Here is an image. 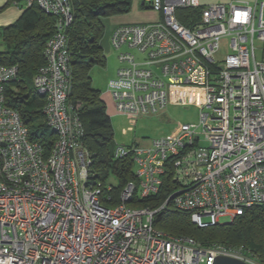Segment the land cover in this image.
<instances>
[{"label": "built area", "instance_id": "2783aa9c", "mask_svg": "<svg viewBox=\"0 0 264 264\" xmlns=\"http://www.w3.org/2000/svg\"><path fill=\"white\" fill-rule=\"evenodd\" d=\"M143 1L162 18L116 26L111 35L120 63L109 81L116 107L158 114L172 91L197 87L204 91L200 123L146 147L117 145L116 157L132 156L137 179L107 206L112 186L96 178L83 123L68 104L70 0H37L57 17L46 64L33 79L57 138L48 156L30 140L20 114L5 104L19 66L0 63V264H213L220 254L261 264L243 247H203L153 223L170 202L200 228L264 206V0ZM183 8L198 10L188 24L177 15ZM224 37L229 52L218 60ZM164 176L172 187L163 204L130 205L157 194Z\"/></svg>", "mask_w": 264, "mask_h": 264}, {"label": "trees", "instance_id": "16d2710c", "mask_svg": "<svg viewBox=\"0 0 264 264\" xmlns=\"http://www.w3.org/2000/svg\"><path fill=\"white\" fill-rule=\"evenodd\" d=\"M70 4L73 18L65 31L71 54L68 104L83 123V139L92 153V169L96 178L112 186V190L106 193L112 196L107 206H113L120 202L125 184L136 181L135 164L132 156H115L117 144L112 118L101 91L93 85L91 70L107 63L101 45L105 33L104 19L129 12L131 0H70ZM11 5L17 6L21 14L12 24L0 27L5 46L0 51V63L18 65L19 77L6 84L5 104L20 114L29 129L30 140L39 143L48 156L57 135L46 122L45 98L36 90L33 79L40 67L46 64L45 48L56 32L57 17L41 9L37 0H33L30 6L27 0H7L0 12ZM197 11L183 8L177 11V15L183 24H188L192 18L197 17ZM111 178L116 179V184L110 181ZM171 187L170 178L164 176L157 194L137 198L130 205L159 207L170 196ZM153 224L156 229L169 234L190 237L203 247L223 246L235 250L243 247L244 253L264 264L262 205L249 208L243 215L227 223L200 228L192 221L190 212L177 209L170 202L165 209L156 213Z\"/></svg>", "mask_w": 264, "mask_h": 264}, {"label": "rangeland", "instance_id": "374dc122", "mask_svg": "<svg viewBox=\"0 0 264 264\" xmlns=\"http://www.w3.org/2000/svg\"><path fill=\"white\" fill-rule=\"evenodd\" d=\"M215 1L229 0H200V4H208ZM249 1L254 2L255 0ZM220 45V50L216 54L218 60L223 59L229 52V38H222ZM4 48L0 31V51L4 50ZM104 50L107 56L106 65L93 67L91 75L93 85L101 91L102 98L112 118L117 145L146 147L151 145L154 138L176 135L180 126L184 123H200L199 101L203 99L204 91L197 87L188 88L184 92L172 91L166 109L158 114H139L119 110L109 88V80L119 67L118 54L115 48L109 44L107 49ZM138 58L142 59V56L139 55ZM202 145H208V142L202 139ZM110 181L115 184L117 182L115 178H111ZM227 222H229L228 218L224 217L221 219V223Z\"/></svg>", "mask_w": 264, "mask_h": 264}, {"label": "crops", "instance_id": "0c3cea01", "mask_svg": "<svg viewBox=\"0 0 264 264\" xmlns=\"http://www.w3.org/2000/svg\"><path fill=\"white\" fill-rule=\"evenodd\" d=\"M6 1L7 0H0V8L6 3ZM230 1H234V0L215 1V2H230ZM20 14H21V10L17 6L14 5L8 6L3 11L0 12V27L12 24L19 18ZM161 18L162 15L151 9L149 5L143 0H131V8L129 12L124 14L113 15L104 19L105 33L102 38L101 45L103 49H107L108 44L112 46L111 35L116 26L127 25V24L152 23L160 20ZM116 52L118 54L117 50ZM133 52L137 56L140 55L139 52L135 49H133ZM116 72L112 78L115 77Z\"/></svg>", "mask_w": 264, "mask_h": 264}, {"label": "water", "instance_id": "95a60500", "mask_svg": "<svg viewBox=\"0 0 264 264\" xmlns=\"http://www.w3.org/2000/svg\"><path fill=\"white\" fill-rule=\"evenodd\" d=\"M213 264H249V263L237 257L220 254L214 257Z\"/></svg>", "mask_w": 264, "mask_h": 264}]
</instances>
